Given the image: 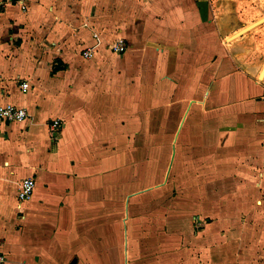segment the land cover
I'll return each instance as SVG.
<instances>
[{
    "label": "crops",
    "instance_id": "1",
    "mask_svg": "<svg viewBox=\"0 0 264 264\" xmlns=\"http://www.w3.org/2000/svg\"><path fill=\"white\" fill-rule=\"evenodd\" d=\"M196 1L0 0V105L27 111L21 121H0L4 264H264L252 245L241 250L243 237L234 231L248 224L239 220L242 212L264 205V73L259 77L264 63L254 70L235 64L231 54L220 61L212 57L205 71L209 66L221 72L210 82H196L209 84L202 102L210 108L194 112L196 122L190 105L173 130L163 181L175 170L178 137L187 133L185 148L201 151L197 158L183 156L184 164L189 160L186 176L192 165L185 176L193 182L189 197H199L190 203L199 204L203 214L216 212L215 219L197 228L193 216L184 218L185 208L172 207L162 227L149 221L143 230L142 223L130 221L131 199L162 185L127 189L130 169L137 170L144 149L156 146L153 136V145L145 147L149 134H161L159 118L171 103L160 101L182 100L178 89L165 97L163 86H180L191 77L193 41L200 63L209 53L225 52L215 42L209 52L207 43V26L217 23L219 6L203 0L213 14L204 19L193 13ZM194 24L200 26L196 33ZM117 38L126 42L117 54L138 40L152 44L150 79L143 72L99 76L111 74L102 51H111ZM86 47L93 49L90 58L83 56ZM149 115L156 117L157 129L146 128ZM54 119L61 122L57 132L50 129ZM204 152L209 154L202 157ZM202 160L213 165L209 172L194 167ZM27 176L34 180L33 191L19 202L17 186ZM214 197L222 202L217 207L235 200L225 210L201 207ZM229 213L236 214L234 220ZM223 236L237 251H224Z\"/></svg>",
    "mask_w": 264,
    "mask_h": 264
},
{
    "label": "rangeland",
    "instance_id": "2",
    "mask_svg": "<svg viewBox=\"0 0 264 264\" xmlns=\"http://www.w3.org/2000/svg\"><path fill=\"white\" fill-rule=\"evenodd\" d=\"M209 2H215L217 6H219V9L216 10L217 23H209V25L207 26L209 28L207 32L208 50L209 52L211 51V49L213 48V43L215 42L214 44H218L219 47L222 46V48L225 49V52L215 55L209 53L208 58H204L200 63L199 59L197 60L199 53L195 51V43L193 41V51L190 58V60L192 61L191 77L189 79L186 78L185 82H183V84L180 86L167 84L166 86H163V88L167 90L164 93L165 97H167V93H173V91L178 89V96H180L182 100L177 102L168 100L160 101L161 105L165 106L171 103L169 112L166 114L167 110L165 109V111H163V115H161L159 118L161 134L157 137L156 133H150L149 138L151 142L144 143L145 147L147 146V144H149L150 146L151 144L153 145V139L151 140V138L154 136V140H157L156 146L154 148L147 147L146 149H144L143 157L137 161V170L135 168L130 169L132 173L129 176V182L127 185L128 191L139 189L141 187H144V189H146L152 185H156L162 182L161 186H156L154 193L152 189L145 190L143 193L131 199L130 221L134 226L142 223L143 225L140 228H143V230L147 228L149 221H152L156 225L162 227L164 224L163 221H166V216L174 214L173 208L175 210L185 208L181 210L182 213L184 211L187 212H184V218L189 217V215L193 216L196 220L195 223L197 228H199L200 226L202 227L206 221H212L213 219H215V217L217 216L216 212L209 211L203 214L202 212H200L199 204H196V207H194L195 204L190 203V200H199V197H189V184L192 185L193 182H188L185 180V173L187 171L186 164L189 163V160H187V162L184 164L183 156L185 153L188 159H190V157L197 158L199 155H201V151H194L192 149L185 148L187 133H180L177 142V157L174 166L175 170L173 168L174 171H172L173 174L171 175L170 179H168L167 181H163L167 162L170 158V140L173 135V130L175 125L178 124V121L181 117L180 115L187 111L190 105L192 109L191 118L193 117V115L195 116L194 112L198 111L199 109L206 110L207 108H210L207 103L204 105V103L202 102L206 97V87H209V84L200 85L196 82H204L205 80H207V82H210L212 78L216 77L217 74L221 72V70L217 68L209 67V62L212 60V57L218 56L220 61L225 57H229V55L231 54L237 60L235 64L241 63L242 67L251 65L254 70H258L264 63V22L261 25L246 32L241 37L235 39H227L228 36L239 30L243 26L264 16V0H209ZM192 4L194 14L195 12L199 13V15L201 14L204 19L205 17L211 18L213 16L210 9V3H208V9H206L203 0H199L194 3L192 2ZM214 26L217 27L218 34L214 33ZM199 28L200 26L198 27V25L194 24L193 33L198 32ZM102 52H106L107 55L105 59L110 64L112 71L111 74H108L107 72L106 75L102 71H100L99 76L110 75L113 78H128L137 75L139 76L140 73L143 72V75L145 77L144 79L146 80L150 79L151 75L153 74V59H155L154 50L152 44L147 40L142 43L140 42V40H138V45L135 44L134 46H129L128 50L124 54H117L106 49ZM238 54L240 55V57H237ZM81 61L85 64V66H90V64L88 62H85V60L81 59ZM206 62L209 66L205 71L204 66ZM189 82H191V84ZM187 88L190 89L187 90ZM149 104V101H144L145 106ZM193 120H196V117H193ZM198 120L199 117L197 118L196 122ZM144 123L146 128H148L149 130L157 129L156 117L153 118L151 115H149L148 117L145 116ZM190 123L194 122H191L189 118L188 124ZM192 137L196 136L192 135ZM207 153L208 152H204L202 157H205ZM194 167H197L202 172H206L207 170L209 172L213 165L207 163V161L202 160V165L195 164ZM191 170L192 165L189 166V171L186 176L187 178H189V174L192 172ZM136 171L138 174L143 172L144 175L140 174L133 179L131 175L133 174L134 176ZM214 198L215 199H209L207 204L205 201L203 205H201V207H213V209H215L218 203L222 202L218 200L217 197ZM173 199H175V202L170 203V201ZM233 200H235V197L232 198L229 203L223 201L224 203L220 205L221 207L218 206L217 209H227V207L232 203ZM192 209L194 213H190ZM229 215L233 216V220L236 217L234 216L236 215L235 213H229ZM184 220L185 219H182V224ZM239 220L248 221L246 228L237 230L234 229V231L240 232L239 237H243L242 239H238L239 243L242 242L240 243L242 245L241 250L244 249L246 251V248L248 249L252 245V249L250 250L252 251L254 248L253 251H255L256 254H261L262 257H264V243H260V241H263L264 239V205L256 206L255 210H252L249 213H247L246 211L242 212L239 216ZM160 232L161 236L165 234L162 228L160 229ZM226 232H229V237H233L231 230H228ZM224 237L226 236H223V239H220L219 241L220 243L223 242V244H225L222 245L223 247H225V249L223 248L224 251H237L236 245L234 248L231 245H227V243H225ZM235 244H237V242H235ZM206 252L209 251L206 250ZM194 253L200 254L201 251H194Z\"/></svg>",
    "mask_w": 264,
    "mask_h": 264
},
{
    "label": "built area",
    "instance_id": "3",
    "mask_svg": "<svg viewBox=\"0 0 264 264\" xmlns=\"http://www.w3.org/2000/svg\"><path fill=\"white\" fill-rule=\"evenodd\" d=\"M109 49L116 53H122L126 49V42L123 38H117L111 44H109ZM93 55V49L86 47L83 50V56L85 58H90ZM23 90L26 89L27 83L23 82L21 84ZM27 116V111L22 106L15 105L13 103H6L0 105V121L4 122H14L21 121ZM61 126V122L58 119H54L50 124V129L52 132H57L58 128ZM34 187V180L31 176L24 177L17 186V198L19 202L29 198L32 194ZM6 258L3 252L0 251V264H4Z\"/></svg>",
    "mask_w": 264,
    "mask_h": 264
},
{
    "label": "water",
    "instance_id": "4",
    "mask_svg": "<svg viewBox=\"0 0 264 264\" xmlns=\"http://www.w3.org/2000/svg\"><path fill=\"white\" fill-rule=\"evenodd\" d=\"M263 22H264V16H262L256 20H254L253 22L243 26L242 28H240L239 30L235 31L230 36H228L227 39L239 37V36L243 35L244 33L248 32L249 30H251L252 28L258 26L259 24H261ZM263 73H264V64L261 68V72L259 74V77H261Z\"/></svg>",
    "mask_w": 264,
    "mask_h": 264
},
{
    "label": "bare ground",
    "instance_id": "5",
    "mask_svg": "<svg viewBox=\"0 0 264 264\" xmlns=\"http://www.w3.org/2000/svg\"><path fill=\"white\" fill-rule=\"evenodd\" d=\"M231 39H234V38H231Z\"/></svg>",
    "mask_w": 264,
    "mask_h": 264
}]
</instances>
